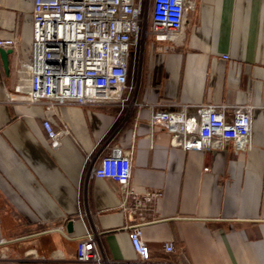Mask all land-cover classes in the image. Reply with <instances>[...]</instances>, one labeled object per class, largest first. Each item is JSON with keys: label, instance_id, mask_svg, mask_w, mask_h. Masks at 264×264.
Returning a JSON list of instances; mask_svg holds the SVG:
<instances>
[{"label": "crops", "instance_id": "crops-1", "mask_svg": "<svg viewBox=\"0 0 264 264\" xmlns=\"http://www.w3.org/2000/svg\"><path fill=\"white\" fill-rule=\"evenodd\" d=\"M17 36L5 70L0 55V264H78L80 222L76 188L86 155L108 131L115 110L68 105L56 114L13 101L14 68L32 40L31 0H0V38ZM185 45L141 54L139 103L249 104L253 144L248 152L172 148L162 127H149V109L122 129L117 143L133 147L131 186L160 191L142 241L152 259L176 264H264V0H197L187 15ZM225 55L229 57L224 58ZM68 134L52 149L41 121ZM85 207L102 233L107 257L132 260L115 183L95 179ZM176 251L165 255L164 244Z\"/></svg>", "mask_w": 264, "mask_h": 264}, {"label": "built area", "instance_id": "built-area-1", "mask_svg": "<svg viewBox=\"0 0 264 264\" xmlns=\"http://www.w3.org/2000/svg\"><path fill=\"white\" fill-rule=\"evenodd\" d=\"M32 40L27 57L14 68L13 101L56 114L61 106L115 110L108 131L86 155L76 188V213L67 222H80L83 235L76 241L78 264H176L152 259L142 241L141 226L148 223L160 191L137 192L131 186L133 147L117 137L140 108L149 109V127L170 135L172 148L223 153L229 147L248 152L253 144V112L249 104H190L177 101L139 103L137 80L142 48L149 39L156 49L182 46L187 15L196 0H31ZM17 36L0 38V48L13 49ZM225 55L224 58H228ZM52 149L60 147L68 129L51 118L41 121ZM115 183L124 230L134 251L132 260H114L102 247V233L85 207L84 188L92 180ZM176 251L164 244L165 255Z\"/></svg>", "mask_w": 264, "mask_h": 264}, {"label": "water", "instance_id": "water-1", "mask_svg": "<svg viewBox=\"0 0 264 264\" xmlns=\"http://www.w3.org/2000/svg\"><path fill=\"white\" fill-rule=\"evenodd\" d=\"M11 52H12V49L0 48V55H1V58H2V61L4 63V67H5L6 71L8 69V54H10ZM71 227H72V222H68L67 223V230H70Z\"/></svg>", "mask_w": 264, "mask_h": 264}, {"label": "rangeland", "instance_id": "rangeland-1", "mask_svg": "<svg viewBox=\"0 0 264 264\" xmlns=\"http://www.w3.org/2000/svg\"><path fill=\"white\" fill-rule=\"evenodd\" d=\"M197 1V0H196ZM185 45V42H184V44L182 45V46H184ZM145 47V46H144ZM144 47L142 48V51L144 50Z\"/></svg>", "mask_w": 264, "mask_h": 264}, {"label": "bare ground", "instance_id": "bare-ground-1", "mask_svg": "<svg viewBox=\"0 0 264 264\" xmlns=\"http://www.w3.org/2000/svg\"><path fill=\"white\" fill-rule=\"evenodd\" d=\"M194 1V0H193Z\"/></svg>", "mask_w": 264, "mask_h": 264}]
</instances>
